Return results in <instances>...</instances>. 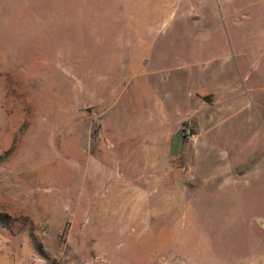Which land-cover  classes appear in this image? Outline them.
Here are the masks:
<instances>
[{"label":"rangeland","instance_id":"rangeland-1","mask_svg":"<svg viewBox=\"0 0 264 264\" xmlns=\"http://www.w3.org/2000/svg\"><path fill=\"white\" fill-rule=\"evenodd\" d=\"M263 221L264 0H0V264H264Z\"/></svg>","mask_w":264,"mask_h":264},{"label":"crops","instance_id":"crops-1","mask_svg":"<svg viewBox=\"0 0 264 264\" xmlns=\"http://www.w3.org/2000/svg\"><path fill=\"white\" fill-rule=\"evenodd\" d=\"M137 46H138V44H137ZM136 49H137V51L135 52V56H136L137 58H138V57H141L142 52H140V49H139L138 47H137ZM149 56H152V55L150 54ZM182 146H183V143H182V140H181V143H180V145H179V147H178V152H177V154H179V153L181 152Z\"/></svg>","mask_w":264,"mask_h":264},{"label":"built area","instance_id":"built-area-1","mask_svg":"<svg viewBox=\"0 0 264 264\" xmlns=\"http://www.w3.org/2000/svg\"><path fill=\"white\" fill-rule=\"evenodd\" d=\"M184 134H185V137H186L187 139H191V136L188 134L187 131H185Z\"/></svg>","mask_w":264,"mask_h":264},{"label":"water","instance_id":"water-1","mask_svg":"<svg viewBox=\"0 0 264 264\" xmlns=\"http://www.w3.org/2000/svg\"><path fill=\"white\" fill-rule=\"evenodd\" d=\"M259 226L264 229V221L259 223Z\"/></svg>","mask_w":264,"mask_h":264}]
</instances>
